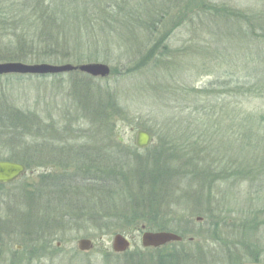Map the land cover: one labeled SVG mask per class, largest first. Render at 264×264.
<instances>
[{
  "label": "trees",
  "instance_id": "1",
  "mask_svg": "<svg viewBox=\"0 0 264 264\" xmlns=\"http://www.w3.org/2000/svg\"><path fill=\"white\" fill-rule=\"evenodd\" d=\"M3 1L6 2L7 0ZM27 1L32 4L28 2L25 5L29 8L33 6L31 12L34 14L37 12L40 22H34L29 27L27 20H16V25H11L10 28H6L5 25L7 24L2 22L4 23V28H0V31L10 29V35L16 40V45L9 44L11 45L10 47L0 46V55H3V58L29 57L28 49L30 48L29 51L33 55L42 58V60H47L48 58L58 61L61 59L70 60L74 54H78L74 60L75 63L101 59L109 61L108 58H103L104 56L102 57L98 50H89L88 52V50H85L87 48L84 47L97 46L98 43L102 42L101 38L105 42L106 39L118 37L120 34L118 30L120 29L128 35V42H135L125 44L124 49L131 52L137 43L136 33L142 34L143 45H141L139 50L143 49L145 51L144 56H146L139 57L140 52H137L138 54H136L135 58H130L129 64H132V67H123L124 72H120L118 67H114L111 72L114 75L117 73L123 76L126 74L137 75L140 71L146 72L144 71L145 67H148V72H155L163 66L170 65L167 59L171 54L172 46L169 40L171 34H168L169 30L166 27L169 24L167 16L170 15L173 9L177 8L184 21L187 20V23H190L196 31L198 26L213 29L214 26L212 25L218 23L220 25L221 23L225 27H223L224 35L228 36V41L233 43V46H230L227 51L224 50L219 53L214 58L215 60L211 62L210 68L206 66V69H209V72L213 73L214 77L203 87L188 89L182 86L183 88L178 90L182 99L192 101V105H194L191 115L194 118L193 120L197 121V124L196 122L193 124L204 126L200 129H208L207 124H210L212 125L210 127L217 130L218 134L222 132L221 136L208 137L210 139L209 145L204 148V151L210 149L218 156L216 160L218 169L210 172L208 179L206 178L207 184L205 186L207 185V188L204 186L205 191L208 193L214 188L220 190L219 186L222 183L229 182L231 184L233 182H243V180L247 179L250 183L253 182L252 185H254V180H259L257 171L255 172L252 166L248 171L243 169L239 160H243L240 158L247 156L249 153L251 155L257 153L259 158L262 157L261 161L264 164V0H256L254 4L244 8L228 3H216L213 0H184L182 6L181 0H122V2L115 0H26L25 2ZM66 8L70 12L67 16L64 14L62 18H69L72 15V10L76 15L78 14V19L75 16L70 18L72 24H67L68 20L61 18ZM20 29L23 30L20 31ZM70 37H75L74 42L79 41L76 44L80 50L76 46V50L73 52L74 50L70 46L73 39ZM231 38L232 40H230ZM31 40L32 43L30 42ZM26 41L30 44H27ZM42 45H44V49H41ZM36 46L39 47L38 50H35ZM206 48L208 49L209 46ZM230 49L232 52H230ZM238 54L240 55L239 60H236L235 58H237ZM122 57L124 56L121 55ZM58 75L60 74H53L52 76ZM42 76L46 77L48 74ZM88 78L95 79L91 76H88ZM89 81L91 82V80ZM106 86V90L98 86V91L100 92L92 91L93 89L90 88L88 93H86V98L91 104L88 109L92 113L90 118L87 117L84 120L87 124H79L70 117L71 121L66 119L61 123L60 127L56 126V129L71 136L75 134L79 136L90 135V137L93 135L110 136V133L113 134L114 131L117 133L118 130L115 129L117 123L112 125V122L103 118L101 113L99 115L93 112L94 109H96V112L102 110V106L108 102L110 103L109 98H113L116 101L115 104L119 105V99H115L114 94L112 95L110 91L108 92V86L110 85L106 84ZM15 100L14 94L11 93V96H9L6 92V86L0 84V160L20 162L32 170L42 169L45 161L50 156L45 151H41L43 146L45 148L44 142H48L46 134L44 135L43 133H46L51 127L55 130L54 120L52 119V122L50 121L51 124L48 126V122L42 119V116L40 117L38 114L30 112L28 108H22ZM177 100L180 101V97ZM97 106L99 111H97ZM178 117L180 121L192 119L183 120L180 116ZM173 125L176 124L173 123ZM82 126L86 128H80ZM188 126L192 129L196 128L192 125ZM131 127L134 129L141 127L154 131V137L160 142H165L164 144H167L166 148L168 151L165 149L161 155L154 157L157 152L150 149L151 147H147L148 152L146 154L148 155L144 158L143 154L139 152L140 147L135 143L132 144L133 146L129 145L133 150L128 152L125 148L123 150L121 144L123 139L118 135L114 140H109L105 137L108 145L106 147L100 146L99 152L91 151L89 148L87 151L86 146L82 144L80 149H74L75 154H63L62 151L72 143L60 141L61 150L58 152H61V154L59 156L67 160L66 164H70L68 170H65L63 175L56 176L50 180H48L46 172H39L41 185L36 184L32 189L22 190L20 195H9L16 201L17 206L19 203H25L29 207L30 212L38 209L40 213L46 214L44 216L32 214L33 217L28 221L29 226L25 228H22L25 225L19 222L17 226L18 232L16 231L19 234L17 241L32 242L30 244L34 247H44L50 251L53 247H51V239L55 236L54 229L57 226L59 227L58 229L65 228L58 231L61 235L68 228H77L76 226H79L80 222H89L94 232L88 234L97 238L105 233H112L115 228L121 227L119 222L123 220L122 217L124 215L142 217L144 214L150 213V215L156 216L157 219L161 218L160 210L163 209L164 204L160 203L157 198L153 201L147 199L143 189L147 187L149 195L152 194L153 190H156V195L157 192L164 191L166 186L162 184V188H157L153 182L159 183L161 180L170 183V181L176 182L178 179V175L170 171L165 165L159 167L157 158L164 160L176 156L178 160L180 159V163H183L182 158L184 156L175 155L174 151H170L167 141L170 140L167 138V132L171 130L170 128L165 130L162 128L163 126L158 127L156 121L152 125H147L146 123V125H131ZM32 128L37 133H33ZM191 128L190 130L188 127L183 128L184 133L179 128V134L183 138L181 139L182 142L190 137ZM175 132L177 131L175 130ZM30 134L34 135L35 138H29L28 135ZM36 134H42L43 136L39 137ZM233 134L238 138L237 141L235 140V146H232L233 138L231 136ZM199 141H201V137L198 136L197 142ZM53 142L58 143L55 140ZM97 142H99V139L96 140ZM58 152H55L53 156H56ZM212 152H209V155ZM81 154L90 155L89 159L84 158ZM209 155L206 154V158L202 159L194 157V159L196 158L192 161L194 167L189 172L193 177L197 178L202 186L204 183L202 181L203 177L205 179V169L207 170L209 162H211ZM133 158L134 162L131 160ZM150 158H154V164L152 165L147 164L148 162L150 163ZM69 159L71 160L70 162ZM143 163L144 165H142ZM181 165L184 166V164ZM69 168H72L71 172H68ZM20 181L0 183L1 204L3 193L6 190L9 192L8 187L13 188L10 187L12 183L18 184ZM218 181H221V183ZM149 182L150 185H147ZM48 188H51L53 193H50ZM86 189L88 191H84ZM44 192L48 194L49 199L55 197L68 199L69 196L77 192V200L82 201L80 202V212L65 213L58 211L59 213L55 216L54 213L49 212V206L47 205L43 208H37L36 206L44 201ZM171 192L172 189H168V193L165 195L170 197L172 196ZM80 193H83V197H81ZM259 193L260 190L257 189L256 195L253 196L255 198H251L249 201L253 199V202L257 201L260 203L262 198ZM172 194H175V189ZM80 198L83 200H80ZM92 198H95L98 204H95L94 207L86 206V202L91 201ZM89 209L92 212L85 214ZM93 209L95 210L94 212ZM262 214H264V203L253 213H250L251 225L258 222ZM156 221L160 229L166 227L163 220ZM259 222L262 223V221ZM2 226L6 228L4 224ZM7 227L10 228V226ZM119 232L122 233L123 231ZM179 234L184 235V233ZM10 240L15 239L10 238ZM6 241L7 239L0 231V244H4ZM56 249L57 247H55ZM171 258H168L167 262H174ZM141 259L145 258L142 257L138 260ZM132 260L131 264H141L142 262H138L136 259ZM179 261V259H176L177 263ZM159 262L160 264L162 263V261Z\"/></svg>",
  "mask_w": 264,
  "mask_h": 264
},
{
  "label": "rangeland",
  "instance_id": "2",
  "mask_svg": "<svg viewBox=\"0 0 264 264\" xmlns=\"http://www.w3.org/2000/svg\"><path fill=\"white\" fill-rule=\"evenodd\" d=\"M25 1L26 0H7L5 2L0 0V28H4V23L2 22L7 24L5 25L6 28H10L11 25L15 26L16 20H27L29 27L31 24L33 25L34 22H40L37 12L35 14L31 12L33 6L29 8L25 5V3L28 2L30 4L32 3L30 1ZM115 1L122 2V0ZM213 1L244 8L246 6H251L256 0ZM181 2L182 6L184 0H181ZM67 9L68 8H66L64 13L62 12L61 18L64 14L67 16L70 12V10ZM71 14L69 18H62L68 20L67 24H72L70 18L74 16L77 18L78 15H76L73 10ZM167 18L169 24L166 28L169 30L168 34H171L169 40L172 46L171 54L167 59L170 65L163 66L155 72H148V67H145L144 71L146 72L140 71L137 75L126 74L123 76L120 73L115 75L111 73L114 67H118L120 72H124L123 67H132V64H129L131 61L130 58H135L137 56L136 54H138L137 52H140L139 57L145 54L143 49L139 50L141 45H143L142 34L136 33L138 38L137 43L133 51L130 52L124 49L125 44H132L135 42H128V35L125 34V31L120 29L118 30L120 32L118 37L110 38L109 40L106 39L105 42H103L101 38L102 42L98 43L97 46L94 47V45H92V47H84L87 48L85 50H88V52L89 50H98L101 53L100 55L102 57L104 56L103 58H108L109 61L101 59L98 61H82L75 63L74 60L77 58L76 56H78V54H74L70 60L61 59L58 61L49 58L47 60H42L39 56L33 55L31 51H29L30 48L28 49L29 57L26 58L18 57L10 59L3 58V55H0V62L20 61L28 64L50 63L57 65L66 63L79 65L89 62H101L106 63L111 70L110 74L106 77H95L81 71L62 72L59 73L60 75L58 76L48 74L46 77L39 74L18 73L0 75V84L6 86V92L9 96H11V93L14 94L18 104L22 108H28L30 112L36 113L40 117L42 116L41 118L48 122V126L51 124L50 121L52 122V119L55 123V130L51 127L50 130L43 133L44 135L46 134L45 136L47 138H45L48 142H44L45 148L43 146L41 151H45L50 155L45 161L44 167L34 170L28 168L27 172L17 179L21 181L18 184L12 183L10 187L13 188L8 187L9 192L6 190V192L3 193L2 204L0 202V231L7 241L4 244H0V264H131V261L133 262L132 259L138 260L142 257L145 259L138 260V262L142 261L141 264H160L159 261H162L161 264H264V214L259 218V221H262V223L257 220L258 222L252 225L250 222L251 216H249L250 213H253L264 203L262 202L264 201V164L261 161L262 157L259 158L257 153L252 152V155L249 153L250 155L248 154L240 158L243 160H239L243 169L248 171L252 166L253 170L255 172L257 171L259 180H254V185H252L253 182L250 183L247 179L243 180L245 183L233 182L229 184V182H227L219 186L220 190L214 188L207 193L204 186L207 184L210 172H214L218 169V164L216 163L218 156L210 149L204 151V148H207L209 145L210 139L208 137L220 135L222 132L218 134L217 130L210 127L212 126L210 124H207L209 127L208 129H200L204 126L196 125L197 121L193 120L194 118L191 115L194 107L192 101L190 102L182 99L181 93L178 90L183 88L182 86L188 89L205 86L214 77V74L210 73L209 69H206V66L210 68L211 62L215 60L214 58L224 50L227 51L230 46H233V43L228 41V36L224 35V26H222L221 23L220 25L219 23L212 25L214 26L213 29L198 26L196 27L198 28L196 31L192 28L190 23H187V20L184 21L177 8L173 9ZM22 30L20 29V31ZM10 33V29H3L0 31V46L10 47L11 45L9 44L16 45V40L13 39ZM70 38L73 39L70 46L74 50L73 52H75L76 46L78 47L76 43H79V41L74 42L75 37ZM230 40H232V38ZM96 41H98V39H96ZM26 42L30 44L28 41ZM30 42L32 43V40ZM42 46L41 49H44V45ZM208 46L209 48L207 49L206 47ZM36 47L35 50H38L39 47ZM230 52H232V50ZM121 55L124 57L121 58ZM239 56L238 54L235 59L239 60ZM88 76L94 77L95 79L88 78ZM89 80H91V82ZM106 84L110 85L108 86V92L110 91L112 95L114 94L115 99H119V105L117 103L115 104L116 101L113 98H109L110 103L108 102L102 106V110L100 111L97 106V111L99 112H96V109H94L93 112L99 115L101 113L103 118L112 122V125L117 123V126H115V129L118 130L117 133H115L113 127L114 132L113 134L110 133V136L93 135L90 137V135L79 136L76 134L71 136L70 134L66 135L61 133L56 129V126L60 127L61 123L66 119L67 121H71L70 117L79 124H87L84 120H86L87 117L90 118L92 113L89 112L90 110L88 109L91 104L86 98V93H88L90 88L93 89L92 91H98V86L105 89L107 87ZM179 97L180 101L177 100ZM178 116L183 120L192 119L180 121ZM155 121L158 123V127L163 126L162 128L165 130L167 128L171 129L170 131L167 130V138L170 139L167 140L171 149L170 151H174L175 155L184 156V158H182L183 163H180V159L178 160L176 156L166 158L164 159L165 161L161 160V158H157L158 166L163 167L165 165L170 171L178 175V179L176 182L170 181V183L161 180L159 183L153 182V184H155L154 186L157 188H162V184L166 186L164 191L157 192L156 195V190H153L151 192L152 194L149 195L148 188L145 187L143 189V193L146 194L147 199L153 201L157 198L160 200V203L162 202L164 204L163 209H159L161 218L157 219L156 216H152L150 213H146L142 217L124 215L122 217L123 220L119 222L121 227L115 228L112 233H105L97 238L88 234L94 232L89 222H80L79 226H76L77 228H68L61 235L58 231L65 228L58 229L59 227L57 226L54 229L55 236L51 239V247L53 246L52 249L54 250L51 249L50 251L44 247H34L31 245L32 242H30V244L17 241L19 234H17L16 231L18 232L17 226L19 222H22L25 225L22 228H25L29 226L28 221H30L33 215L38 214L44 216L46 214L40 213L38 209L30 212L29 207H27L25 203H19L17 206L16 201L10 196L12 194L20 195L22 190L32 189L36 184L41 185L39 182V175L43 171L46 172L45 174L48 176V180H50L56 176L63 175L65 170H68L70 164H66L67 160L59 156L61 154V152H58L61 150L60 141L72 143L67 146L64 150L65 152L62 151L63 154H75L74 149H80L82 144L86 146L87 151L90 149L91 151L99 152L100 146L106 147L108 145L105 141V137L109 140H114L119 135V137L123 139V143H121L122 149L124 150L125 148L128 152L133 150L129 145L135 143L136 131L142 129L150 132L152 135V141L148 148L151 147L150 149L157 152V154L154 155L155 157L161 155L165 149L168 151L166 148L167 144L165 145V142L157 140L153 135L154 131L141 127L139 129L131 127V125L140 126V124L146 125V123L147 125H152L155 124ZM195 122L196 124H193ZM173 123L176 125H173ZM188 125H192L196 128L192 129ZM83 127L85 126L80 128ZM187 127L189 130L191 128V133H189L190 137L184 139L182 142L181 139L183 138L179 134V128L184 133L183 128ZM175 130L177 132H175ZM32 132L37 133L34 128H32ZM36 135L39 137L43 136L42 134ZM33 136L32 134L28 135L29 138H35V136ZM198 136L201 137V141L199 142H197ZM231 137L233 138L232 146H235V140L237 141L238 138L234 134ZM97 139H99V142L96 143ZM54 140L58 141V143H54ZM94 143H96V145H94ZM148 148H140L139 152L143 154L144 158L148 155L146 154ZM55 152L58 153L56 156H53ZM209 152L212 153L209 155ZM206 154L209 155L211 162H209L210 164L207 170L205 169V179L203 177L204 180L202 179V181L204 183L202 186L197 178L193 177L189 172L192 170V167H194L192 164V161L196 159H194V157L202 159L204 157L206 158ZM81 155L86 159H89L90 156H85V154ZM131 160L133 162L135 161L134 158ZM70 161L69 159V162ZM149 161L150 163L148 162L147 164H154V158H150ZM181 164H184V166ZM186 164H189L188 167ZM142 165H144V163ZM69 169L68 172H71L72 168ZM218 182L221 183V181ZM147 185H150V182ZM168 189H172V192L175 189V194L173 195L171 192L172 196L167 197ZM257 189L260 190L259 195L262 198L260 199L261 202H253V199L249 201L251 198H255L253 196L256 195L255 192ZM84 191H88V189ZM45 192L43 193L44 201H42V204L37 205V208H43L47 205L49 206V212L52 214L54 213L55 216L59 213L58 211L65 213L80 212V202L82 201L77 200V192L69 196L68 199L55 197L53 194L55 198L49 199L48 194ZM49 192L53 193V190L50 188ZM82 194L83 193H80V195ZM81 197H83V195ZM168 198L170 199L167 200ZM80 200L83 199L80 198ZM86 203V206L89 205L94 207L95 204H98V201L92 198L91 201ZM94 211L93 209V212ZM91 212L92 210L89 209L85 214ZM156 220H163L166 227L160 229ZM158 222L161 223L162 221ZM2 224H4L6 228H4ZM7 226H10V228ZM119 231H123L122 233L130 242V247L124 252H116L112 248L113 237L116 233H120ZM146 231H172L177 234L184 233V235L179 234L183 236V240L181 241H172L160 246L144 247L141 242V235ZM57 235L58 237H56ZM10 238L15 239L17 242L15 240H10ZM83 238L92 239L94 247L87 251L80 250L78 241ZM190 242H192V244H190ZM55 247H57L56 250ZM140 253H142V256ZM168 258H171L174 262H167L169 260ZM176 259L180 260L179 263L176 262Z\"/></svg>",
  "mask_w": 264,
  "mask_h": 264
},
{
  "label": "water",
  "instance_id": "3",
  "mask_svg": "<svg viewBox=\"0 0 264 264\" xmlns=\"http://www.w3.org/2000/svg\"><path fill=\"white\" fill-rule=\"evenodd\" d=\"M69 71H81L95 77H106L110 74V67L106 63L89 62L79 65L70 63L50 64V63H33L25 62H0V75L2 74H58ZM152 141V135L146 130L139 129L135 134V144L140 148H146ZM27 172V166L23 163L0 160V183H8L17 180ZM183 236L172 231H146L141 235V242L144 247L160 246L172 241H181ZM79 249L82 251L90 250L94 247L90 238H83L78 241ZM113 250L124 252L130 247V242L122 233H116L112 240Z\"/></svg>",
  "mask_w": 264,
  "mask_h": 264
}]
</instances>
